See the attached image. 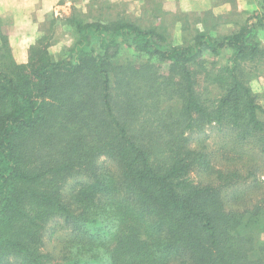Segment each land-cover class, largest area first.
I'll use <instances>...</instances> for the list:
<instances>
[{
  "label": "trees",
  "instance_id": "trees-1",
  "mask_svg": "<svg viewBox=\"0 0 264 264\" xmlns=\"http://www.w3.org/2000/svg\"><path fill=\"white\" fill-rule=\"evenodd\" d=\"M259 2L231 33L197 30L179 44L155 26L74 10L63 18L74 42L59 59L50 15L25 63L0 31V264H264V199L226 208L232 175L188 136L226 125L264 154V106L245 66L263 54ZM125 48L144 59L120 60ZM193 170L220 185L194 182ZM73 176L85 181L67 200ZM55 216L69 251L51 263L42 232Z\"/></svg>",
  "mask_w": 264,
  "mask_h": 264
},
{
  "label": "rangeland",
  "instance_id": "rangeland-1",
  "mask_svg": "<svg viewBox=\"0 0 264 264\" xmlns=\"http://www.w3.org/2000/svg\"><path fill=\"white\" fill-rule=\"evenodd\" d=\"M229 1L233 5L232 13L217 16L214 20V28L219 22L232 21L235 25L233 29L236 30L244 23L245 18L251 12L260 8L259 0ZM143 2L145 8L141 9L138 6L139 0H59L58 4L60 7H58L56 12L52 11L51 13V15L58 18L57 23L59 25L53 34L49 52L54 59H59L69 54L75 33L71 28L72 26L64 22L63 18L71 15L72 12L75 13V11L80 15L86 13L93 15L99 20L104 19L102 18L104 15L107 17L109 15L112 18L124 16L137 22L142 27L155 26L166 35L168 41L172 44L184 42L198 30V24L195 22L191 23L193 18L191 16L189 18L183 17L186 21L182 22L183 25L182 23L175 24V16L170 18L167 16L170 13L162 10V2L164 0H143ZM158 12L165 14L160 15ZM48 19H50V16H48ZM0 22H2L0 23V31L3 35H6L8 40L6 25L4 26V22L1 19ZM47 23L43 21L40 28ZM222 28L223 30L225 29V27ZM220 34L226 35L228 31H221ZM258 38L263 47V54L255 63H246L245 66L246 72H248L249 85L252 91L259 96L260 103L264 106V28L258 31ZM35 40L33 43H35ZM2 46L0 38V53L3 49ZM142 58L144 59L143 55L136 54L131 48H125L119 56L120 60H142ZM220 92L215 86H209L207 95L215 99ZM234 134L235 132L231 131L226 125L206 124L198 132L188 133L189 147L201 149L208 153L214 170H221L224 174L229 173L232 175L231 184L221 188L226 208L242 207L244 205L249 207L251 204L264 199V154L260 152L258 145H255L252 141L241 142ZM98 162H107L112 168L114 166L105 157H100ZM190 177L196 183L211 184L213 186L220 185V179L215 172L208 173L201 170H193L190 173ZM83 181H85L84 178L79 176L67 179L62 188V194L65 199H70L76 184ZM69 237L70 229L63 223L61 217L55 216L46 223L42 232L41 251L48 256L49 262L56 263L64 260L69 251L67 245ZM262 238L264 239V234Z\"/></svg>",
  "mask_w": 264,
  "mask_h": 264
},
{
  "label": "crops",
  "instance_id": "crops-1",
  "mask_svg": "<svg viewBox=\"0 0 264 264\" xmlns=\"http://www.w3.org/2000/svg\"><path fill=\"white\" fill-rule=\"evenodd\" d=\"M58 1L0 0V19L6 25L11 54L17 63L27 62L28 49L40 35L41 23L47 20L52 11L58 10ZM162 3V10L170 13L167 16H175V24L186 22L183 17L191 16V23L198 24V30L207 31L215 37L225 35L220 34L221 31L229 33L235 30L232 21L219 22L216 28L213 25L217 16L232 13L233 5L229 0H164ZM138 6L145 8L143 0H139Z\"/></svg>",
  "mask_w": 264,
  "mask_h": 264
}]
</instances>
